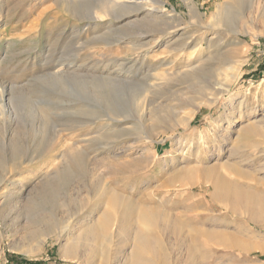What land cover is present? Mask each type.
<instances>
[{"label":"rangeland","instance_id":"obj_1","mask_svg":"<svg viewBox=\"0 0 264 264\" xmlns=\"http://www.w3.org/2000/svg\"><path fill=\"white\" fill-rule=\"evenodd\" d=\"M67 1L0 0V264H20L10 254L84 264V253L65 257L63 247L112 208L115 190L213 228L216 243L240 240L242 251L217 243L215 264H264V0H194L200 15L190 13V0H161L164 13L181 17L179 33L197 39L159 60L155 51L173 37L162 35L164 45L146 49L130 83H104L100 98L74 75L114 71L142 36L125 29L114 45H89L85 37L107 28H87L77 14L99 2ZM59 70L71 75L51 76ZM220 87L232 98L214 95ZM235 192L260 198L255 220L234 204ZM115 209L114 233L127 219ZM171 241L164 242L173 247L169 264H188ZM89 253L100 264V255Z\"/></svg>","mask_w":264,"mask_h":264},{"label":"bare ground","instance_id":"obj_2","mask_svg":"<svg viewBox=\"0 0 264 264\" xmlns=\"http://www.w3.org/2000/svg\"><path fill=\"white\" fill-rule=\"evenodd\" d=\"M92 1H97L99 4L95 7L93 6L92 9L86 13V15H84L86 11L84 13H78L79 15L77 14V18L79 20H86L87 23H85L84 26L87 28H96L100 26L105 30L107 28L108 31L106 30L98 35L96 34L92 36V38L85 37L86 39H91V42L87 40L89 45L97 43L103 44L104 46L114 45L115 43L120 42L119 40L124 38L123 35L127 34H131L132 37L133 35L136 37L142 36L139 40L140 42L138 41V44L136 42L134 44V48L132 49L136 53H133L131 50V54L133 55L128 54L126 57L122 58L123 61L127 63H120L114 71H101L100 73L98 72V74L92 73L93 75L89 76L83 74H73L75 77H79L84 80V83L88 82V84L93 86L95 89V95L99 98L101 97L100 88L104 83H130L129 80L132 79L131 75L133 73L136 74V71L133 69L135 63L146 60V58L143 57V53L146 54L148 48H151L153 44H157L156 46L159 48L164 45V39L160 38L162 35H172L173 37L170 42L166 43V50L160 49V51H155L157 53L156 55L160 56L159 60L178 50H182L184 45L188 43L187 39L191 42H194L195 39H197L192 33H179V29H176V27L181 25V17L177 13H164L165 9L161 6L163 4L158 5L159 2H162L161 0H69L67 2L70 4L81 5L82 3L87 4ZM219 8H222V5H219ZM189 9L191 14L200 15V11L194 0L189 1ZM173 22H176V24H173ZM142 23L150 25L151 28L146 30L133 29V26H140ZM152 27H156V30ZM174 28L176 30H174ZM125 29L134 31L126 34L120 33ZM170 29H173V31ZM113 34L123 35L111 39L109 36H112ZM77 35L80 36V33H77ZM143 35H145V37H143ZM88 44L85 43L82 47H85ZM199 44V41L196 42L193 48L196 49ZM144 49L145 51H143ZM96 52L102 54L100 51ZM98 62H102V60L98 59ZM129 62L133 63L128 65ZM123 70H126L125 73L122 72ZM47 75L48 74H46V76ZM65 75L71 74L68 73V71L63 70L51 73L52 77ZM229 92L230 91L227 88L220 87V89H216L213 94L219 96L224 93H228V97L232 98L234 94L232 95ZM243 103L244 100L240 101L239 107L242 106ZM0 114H3L1 108ZM106 117L110 121H121L116 114H109L108 116L106 115ZM47 122L48 121H46V123ZM249 131L258 134L261 132V130L256 126H250ZM182 154L184 155L183 151ZM195 169L196 167H191L189 171H195ZM183 179L186 181V184L190 182V179L188 178ZM222 194L226 195V193ZM217 195H221L220 190ZM255 196L256 195L251 193L250 195L247 194L246 198H243L238 192L234 193V204L243 206L244 209L250 213L249 219L252 220H255L256 218L255 214H257L258 199H260ZM109 198L112 206L110 210L104 211L100 219L87 225L86 228L78 235H70L67 243L63 247V255L65 257H79V255L84 253L86 258L84 264H95V261L92 262L89 258V252L95 251L101 257L100 264H151L153 262H156V264H169V256L171 248L173 247H166L164 242L166 240L171 243L172 238H175L176 241H178L177 245L185 252L188 264L216 263L217 258L212 252L214 251L215 245L218 243L214 240L218 233L212 231L213 228L211 230V228L207 227H196L192 221L189 222L186 218H181L179 214L176 215L175 213H172L168 207H163V204L154 202L151 204H145V200L144 202L134 200L133 198H130V196L128 197L116 190L110 194ZM230 199L233 200V197L231 196ZM116 207L123 208L127 211V219L120 225L118 224L116 227L117 231L114 233L112 227L113 222L119 216L118 212L115 211ZM145 225L151 226V230L147 231L143 227ZM134 230H136V233L133 232ZM133 233L136 234L134 235L135 238H133ZM175 234L178 235V238L173 236ZM114 238L117 239V244L115 245L116 247L113 252H111V244L113 243ZM200 238H207V240L205 243L200 244ZM239 241L240 240H236L235 243H230L229 240L225 239L220 240V243L218 244L222 245L226 249H228V246L231 248L239 247L242 251L244 247L242 243H238ZM100 242H102V244H100ZM131 246L133 247L132 253L126 254L124 261H122L121 258L123 257V254H125L127 249ZM148 253L150 255H148Z\"/></svg>","mask_w":264,"mask_h":264},{"label":"trees","instance_id":"obj_3","mask_svg":"<svg viewBox=\"0 0 264 264\" xmlns=\"http://www.w3.org/2000/svg\"><path fill=\"white\" fill-rule=\"evenodd\" d=\"M9 257H10V260L12 261V262H14V261H16V260H21V262H20V264H43V263H41L40 261H23L22 259H21V257H19V256H17V255H13V254H10L9 255Z\"/></svg>","mask_w":264,"mask_h":264}]
</instances>
